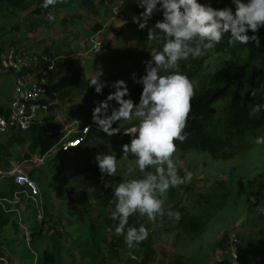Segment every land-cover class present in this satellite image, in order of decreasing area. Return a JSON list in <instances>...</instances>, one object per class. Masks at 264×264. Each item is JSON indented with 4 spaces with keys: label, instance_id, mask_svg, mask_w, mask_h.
Masks as SVG:
<instances>
[{
    "label": "rangeland",
    "instance_id": "1",
    "mask_svg": "<svg viewBox=\"0 0 264 264\" xmlns=\"http://www.w3.org/2000/svg\"><path fill=\"white\" fill-rule=\"evenodd\" d=\"M117 14V9H114ZM5 13H0V51L9 46H15L20 50L30 52L36 58L44 56L60 57V55L71 56L76 61L81 62L85 67V74L90 80L91 76H99L102 81H116L123 79L128 84L132 79V73L145 72V64L138 65L131 62H124L121 65L114 64L112 56L117 49L119 50H145L153 41L147 39L143 41L126 43L118 36L119 30L124 25L121 18L114 17L106 21H101L104 26L103 31L97 33L93 31L96 18L89 16L84 10L77 9L68 13L58 15V21L48 28H39L34 33L30 31V21L27 13H19L16 17L4 18ZM74 18L73 24L61 25L64 19ZM100 22V23H101ZM92 36H98L108 44V50L102 51L97 55L89 52ZM247 47H251L248 45ZM252 49V48H251ZM3 53V52H2ZM1 53V54H2ZM245 53V52H244ZM232 55L230 52L214 55L204 66V74L218 75L235 72L242 66V60L246 57ZM249 56L248 53L245 54ZM59 59V58H58ZM58 68H56L57 72ZM54 79V78H53ZM252 78L245 79L247 87L250 89ZM60 81L58 76L57 84ZM193 89L198 82H192ZM13 81L10 74L3 72L0 64V104L8 103L9 93L12 89ZM129 97L135 95L134 89L129 85ZM70 95L60 100L58 107L50 115L54 120L49 124V129L58 127L64 133L61 144H65L72 138H77L88 127L98 126L93 123L92 110L94 102L104 100L111 91L102 94L94 93L90 88L82 91L75 87H67ZM66 90V89H65ZM59 96V91L56 89ZM111 107L108 114H111L113 107H118L116 101L110 102ZM1 106V105H0ZM46 116V114H45ZM43 116V117H45ZM42 117V118H43ZM136 121H117L115 124L118 129L131 127ZM99 127V126H98ZM214 133L221 139L231 136L234 149L228 150L223 157L216 158L207 151H200L190 148L185 142L182 145L176 143V153L174 160L180 176L190 173L191 178L185 179L183 184L191 191L183 189L178 200H182L185 206L200 219L202 231L200 236L186 239L179 236L178 231L172 229L167 215L171 209L168 203L167 193L163 197L164 214L157 216L155 221H150L146 216H140L152 234L154 248L157 251L158 261H165L166 264H177L179 256L190 258H206L231 261L232 251L235 247L242 246L252 264H264V199L249 209L250 203H255L254 197L247 189V183L264 171V145H257L254 141L257 136H264V125L254 129L241 125H228L218 128ZM75 136V137H74ZM61 146V145H60ZM60 146L56 147L45 159L34 155L31 162L19 164L16 160L10 163L0 164V170L5 176L0 180L11 179V172L18 167L23 168L27 174L32 170H42L45 173L46 183L50 182L55 186H62L70 191L61 193L54 188L50 190L44 188L40 183L46 213L49 217L36 216L42 222L46 219L44 235L30 240V234L34 228V223H27L33 219L34 207H27L24 203L23 221L20 223V234L10 232L9 237L14 240L13 249L10 255L14 264H32L28 258L29 254H40L43 250L50 249L55 252L59 250L57 264H78L80 260V247L76 242L79 236L78 226L69 225V210L76 204L82 211L89 214V218L101 224L103 216H111L114 204L102 205L96 201L87 187L86 171L90 166L97 165L94 158L98 152L107 153L110 148L104 141L97 136H92L89 142L82 148L71 153H62ZM248 146V150L237 153V147ZM27 148V147H26ZM21 150V149H20ZM19 150V152H20ZM24 148L21 153H24ZM121 150L117 153L118 167L117 172L112 175L102 174L103 182L106 187L112 186L114 189L117 184L133 176L141 175L138 170L130 173L129 169H135V159L129 154L126 159ZM63 164L64 166H62ZM22 165V166H21ZM146 171H154L149 167ZM30 175V174H29ZM207 194V195H205ZM209 196V202L200 203L202 196ZM18 220V219H17ZM81 229V230H80ZM82 234V227L79 228ZM229 234V250L222 251L219 244L223 236ZM26 238V249L21 248L17 240ZM233 236H236L238 244H234ZM25 252H24V250ZM16 254V255H15ZM131 255L129 250L122 251V256ZM215 263V262H214ZM212 263V264H214Z\"/></svg>",
    "mask_w": 264,
    "mask_h": 264
},
{
    "label": "trees",
    "instance_id": "2",
    "mask_svg": "<svg viewBox=\"0 0 264 264\" xmlns=\"http://www.w3.org/2000/svg\"><path fill=\"white\" fill-rule=\"evenodd\" d=\"M212 6L222 8L230 5V0H211ZM138 0H58L55 6H50L48 9L41 7V0H0V13H5L4 18L16 17L19 13H27L30 21V31L34 33L39 28H48L58 21V15L68 13L77 9L84 10L89 16L96 18L93 27L94 32H101L104 29L101 21L112 19L114 15L121 18L124 25L118 32L120 39L126 43L143 41L148 39V26L141 30L136 23L132 22L133 15H139L143 9L137 6ZM114 9H117V14ZM52 12L56 19L49 21L47 14ZM73 20L64 19L61 25L65 26L73 24ZM162 19V13L159 11L153 15L149 22V27H152L157 20ZM101 22V23H100ZM249 35L253 33L251 30ZM260 38V46L257 47L254 42H249L248 45L237 43L232 46L227 43L228 34H225L222 41L217 44L214 50L209 51L205 56L199 58H191L187 61H181L179 64V71L186 74L191 82L197 81L198 84L194 88V95L191 100V111L189 113L184 133L187 138L183 141L190 148H195L200 151H207L214 155L216 158L223 157L228 150L234 149L231 136L227 139L218 138L214 133L218 128L223 127L224 123L228 125H245L258 129L259 126L264 125V27H261L256 33ZM153 45L145 50H119L117 54L112 56L114 64L121 65L124 62H131L134 64L142 65L144 61L149 60L150 50L153 47H162L156 40ZM252 48V49H251ZM4 50L0 51L1 53ZM60 57L52 56L56 59L57 72H52L51 76L60 81L55 83V89H58L60 100L70 95V90L67 87H75L82 91L90 88L94 93V86L89 87V79L85 74L84 65L73 59L68 55H60L61 51H57ZM230 52L232 55L238 56L244 53L241 57H246L242 60V66L235 72L227 75L218 74H204V66L208 60L214 55L219 53ZM248 53L249 56L245 54ZM1 64V61H0ZM42 66V65H41ZM47 68L48 64H43ZM145 72H138L137 78L144 75ZM252 78L251 88L249 89L245 83V79ZM53 83V84H54ZM108 85L112 81H106ZM134 89L135 95L132 97L134 103H138L142 91V85L135 84L133 79L127 84ZM66 89V90H65ZM115 89L106 86L103 92L114 91ZM58 106L49 108L46 116L41 121L36 122L28 131L21 132L10 130L4 135H0V164L10 163L16 160L19 164L31 162L34 155L45 159L56 147L61 145L64 133L58 127L49 129V124L54 120L53 113ZM4 107H0V115L4 114ZM117 127L114 123L113 128ZM130 127L118 129V133L113 136H108L102 132L98 126L90 127L89 133L86 138V143L92 136H97L99 139L109 145L110 149L119 153L121 145L128 143L130 136L126 133ZM80 136V135H78ZM77 136V137H78ZM75 137V136H74ZM178 142L182 145L181 141ZM84 144V145H85ZM27 147V148H26ZM24 153H21L23 149ZM21 149V150H20ZM237 153L243 150H248V146L236 148ZM20 150V152H19ZM64 166L63 164H61ZM30 177L40 183L48 190L54 188L61 193H67L69 189L62 186H55L48 182L46 183L45 173L42 170H32L29 172ZM87 187L90 190L92 197L102 203V205H109L113 201L114 188L112 186L106 187L103 182L102 174L97 165L90 166L86 171ZM251 195L255 199V203H250L249 209H255V206L264 199V171L250 180L247 185ZM41 189V188H40ZM185 189L191 191L185 184L179 187L170 188L167 192L168 203H170L171 210L179 211L181 219L179 222L174 221L173 218L169 219V223L175 231H178L179 236L186 239L200 236L202 226L200 219L197 218L192 211L185 206L182 200H178L181 196V191ZM16 187L11 179L0 180V201L10 199ZM42 192V191H41ZM44 193V190L43 192ZM46 194V191L44 195ZM207 195V194H205ZM202 196L201 204L209 202V196ZM43 197V194H42ZM44 201V198H43ZM31 207V202L27 201V207ZM34 207V206H33ZM11 206L0 205V254L12 253L14 240H11L9 234H20V226L15 213L8 211ZM33 219L27 223H34V228L30 234V240H35L36 237L44 235V228L46 219L40 222L36 216L38 211L33 208ZM76 204L71 206L69 210V225L78 226L79 236L76 239L80 251V260L78 264H166L165 261H158L157 251L154 248V241L152 234L149 231V236L143 242L129 247L126 245L122 236L115 234L116 221L110 216H103L101 224L97 225L95 221L90 219L89 214L82 211ZM44 211L46 213V205L44 202ZM49 217L48 214H45ZM129 225L139 227L144 225L140 219L139 214H134L129 217ZM82 227V234L79 228ZM146 227V226H145ZM147 228V227H146ZM148 229V228H147ZM21 248L29 250L26 246V238L17 240ZM229 234L226 233L219 247L222 251L229 250ZM238 247V246H237ZM23 249V250H24ZM128 249L131 255L122 256V251ZM8 252V253H7ZM25 252V250H24ZM60 251L55 252L50 249L43 250L40 254L28 253V258L32 260V264H57ZM239 263L252 264L245 249L242 246L238 247ZM16 255V254H15ZM215 262V263H214ZM177 264H233L229 260H213L209 257L206 258H190L179 256L176 260Z\"/></svg>",
    "mask_w": 264,
    "mask_h": 264
},
{
    "label": "clouds",
    "instance_id": "3",
    "mask_svg": "<svg viewBox=\"0 0 264 264\" xmlns=\"http://www.w3.org/2000/svg\"><path fill=\"white\" fill-rule=\"evenodd\" d=\"M220 2V0H218ZM58 0H41V7L48 9ZM137 6L143 11L132 16V22L143 30L148 26V39L156 40L162 47H153L149 51L150 59L144 61L145 74L138 77L132 73L135 84L142 85L138 103L129 97L126 81L116 80L108 85L99 76L93 75L89 87L94 86L97 94H102L106 86L115 89L102 101L94 102L92 110L93 123L108 136L118 133L113 124L117 121H133L127 134L128 143L121 145L123 156L129 154L135 159V169L139 176L120 181L114 189V209L111 217L116 221L115 234L122 236L127 246L133 247L149 236L144 225H129V217L134 214L146 216L155 221L163 215V197L170 188L179 187L190 179L191 174L180 176L174 160L175 141L183 142L186 122L191 111L194 95L193 84L189 77L179 71L181 61L189 57L195 59L214 50L228 34L227 43L248 45L254 42L260 46L256 34L264 27V0H230V5L222 8L212 6L211 0H138ZM162 19L149 27V22L157 12ZM49 21H55L52 12L47 14ZM251 30L253 33L249 35ZM116 101L111 114L110 102ZM257 145H264V136H257ZM117 153L108 149L107 153L98 152L95 162L101 172L109 176L117 172ZM152 167L154 171H146ZM167 215L179 222L181 213L169 210Z\"/></svg>",
    "mask_w": 264,
    "mask_h": 264
},
{
    "label": "built area",
    "instance_id": "4",
    "mask_svg": "<svg viewBox=\"0 0 264 264\" xmlns=\"http://www.w3.org/2000/svg\"><path fill=\"white\" fill-rule=\"evenodd\" d=\"M91 47L88 53L97 55L108 50V44L98 36H92ZM34 57L30 52L20 50L15 46L7 47L0 56L1 67L4 73L10 74L13 79V96L4 107V114L0 115V135L8 133L10 130L25 132L49 111L50 107L58 106L60 99L55 89L57 80L51 76L56 71V59L52 56ZM43 64H48L47 68ZM42 65V66H41ZM55 82V83H54ZM54 83V84H53ZM90 127L82 131L77 138H72L65 144H61L62 153H71L84 146ZM22 166V165H21ZM0 176L5 174L0 170ZM16 191L10 199L0 201V205L11 206L8 211L15 213L18 221H23V210L25 201L31 202L38 211L39 218L45 216L44 201L41 189L26 171L15 168L11 174ZM234 244H238V239L233 236ZM232 263H239L238 247L232 251ZM0 264H14L11 258L5 254H0Z\"/></svg>",
    "mask_w": 264,
    "mask_h": 264
},
{
    "label": "crops",
    "instance_id": "5",
    "mask_svg": "<svg viewBox=\"0 0 264 264\" xmlns=\"http://www.w3.org/2000/svg\"><path fill=\"white\" fill-rule=\"evenodd\" d=\"M12 81H13V79H12ZM10 95V97H9V101L11 100V98H12V96H13V85H12V89L10 90V93H9ZM8 101V102H9ZM7 104L8 103H2V104H0L1 106L0 107H7ZM26 203H27V201H25ZM17 218V217H16ZM227 252V251H226ZM10 255H13V254H11V253H9ZM230 256H231V254H230ZM219 260H221V259H219ZM231 262H232V259H231Z\"/></svg>",
    "mask_w": 264,
    "mask_h": 264
}]
</instances>
